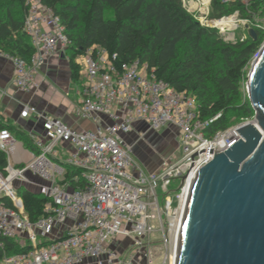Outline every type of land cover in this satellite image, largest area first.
<instances>
[{
	"label": "built area",
	"instance_id": "1",
	"mask_svg": "<svg viewBox=\"0 0 264 264\" xmlns=\"http://www.w3.org/2000/svg\"><path fill=\"white\" fill-rule=\"evenodd\" d=\"M230 1L234 0H224ZM239 1L247 6L250 0ZM24 4L27 15L23 32L34 53L29 64L3 53L0 57H6L13 66V86L31 92L37 87L34 77L39 68L57 46L65 53L69 42L59 19L42 0H24ZM244 22L249 23L235 17L236 28ZM213 23L205 26L221 35L230 31L216 25L217 21ZM115 59L100 47L86 50L77 59L80 101L73 114L78 120L91 122L93 129H71L61 120L24 105L20 118H35L42 132L30 134L37 152L20 167L9 159V149L17 145V140L7 130L0 132V151L7 157L6 175L0 174V237L30 248L25 253L4 256L0 264H130L111 248L113 240L130 239L135 246H142L143 240L155 235L160 236L165 249L161 264L170 262L172 252L176 255L196 173L213 159L216 149H228L240 139L237 131L253 123L245 120L207 136L212 121L200 119L192 96L157 80L137 60L117 67ZM5 95L0 90V101ZM139 123L145 125L146 132L176 130L179 154L175 162L162 159L158 171L148 173L134 160L133 145L124 138ZM144 135L139 133L135 143ZM60 145L68 148L63 160ZM67 168L79 172L72 179L76 185L83 180L74 189L68 181L59 183ZM28 174L41 183L32 182ZM178 179V193L172 199L169 187ZM26 185L36 186L37 193L47 199L43 215L35 222L25 215L17 194V189ZM158 188L166 195L162 205ZM3 199H8L12 207ZM141 264L154 261L147 256Z\"/></svg>",
	"mask_w": 264,
	"mask_h": 264
},
{
	"label": "trees",
	"instance_id": "2",
	"mask_svg": "<svg viewBox=\"0 0 264 264\" xmlns=\"http://www.w3.org/2000/svg\"><path fill=\"white\" fill-rule=\"evenodd\" d=\"M56 16L69 44L65 51L71 80L78 82L76 60L86 50L100 47L115 55V66L135 60L147 66L149 73L176 92L195 99L201 120L212 121L206 130L211 136L245 120L254 119V111L241 83L245 69L264 42V29L253 24L264 18V0H211L209 18L219 20L235 12L248 19L257 33L256 40L239 37L226 43L215 28L201 25L184 7L182 0H42ZM27 15L24 0H0V53L19 57L27 64L34 53L23 32ZM245 31V30H244ZM245 33V32H244ZM7 130L32 152H37L24 133L0 117V132ZM7 157L0 151V174L6 175ZM79 172L70 168L59 183L70 182ZM23 211L31 222L43 215L47 199L23 187L17 189ZM8 207L11 202L2 200ZM0 263L4 256L25 253L30 248L1 238Z\"/></svg>",
	"mask_w": 264,
	"mask_h": 264
},
{
	"label": "water",
	"instance_id": "3",
	"mask_svg": "<svg viewBox=\"0 0 264 264\" xmlns=\"http://www.w3.org/2000/svg\"><path fill=\"white\" fill-rule=\"evenodd\" d=\"M247 37L257 33L242 23ZM253 123L195 175L176 264H264V43L246 83Z\"/></svg>",
	"mask_w": 264,
	"mask_h": 264
},
{
	"label": "crops",
	"instance_id": "4",
	"mask_svg": "<svg viewBox=\"0 0 264 264\" xmlns=\"http://www.w3.org/2000/svg\"><path fill=\"white\" fill-rule=\"evenodd\" d=\"M77 62V60H76ZM37 87L31 92H23L13 86V66L6 57H0V90L5 91L6 95L0 101V117L10 126L18 129L21 133L29 138L30 134L40 135L42 132L40 122L33 117L21 119L20 112L24 105L34 107L37 111L44 113L48 117L61 120L65 125L74 130H91L94 125L89 121L78 120L74 114V108L80 101V83L71 80V72L68 65V59L60 46L52 56L39 68L34 77ZM165 129L159 132L163 136L157 135L155 132H146V127L143 124H136L134 130L129 135L125 136V141L129 145H133L132 156L134 160L148 173L158 171L162 159L178 156V145L176 137V150L171 153L167 145L157 144L162 140ZM175 130V129H174ZM139 133H144L143 139L137 143ZM30 140V139H29ZM135 143V144H134ZM147 143V144H146ZM150 145L148 148L146 145ZM67 146L60 145V159H65V150ZM152 151V153H151ZM34 153L25 145L17 141V145L9 149L10 163L16 167L23 166L31 159V154ZM159 155L156 156V154ZM171 154V155H170ZM170 155V156H169ZM28 178L34 183H41L36 177L28 174ZM33 193H37V187L34 185H26L23 187ZM125 240V238H116L111 243V248L117 243ZM113 249V248H112ZM118 249V247H117ZM114 250V249H113Z\"/></svg>",
	"mask_w": 264,
	"mask_h": 264
},
{
	"label": "rangeland",
	"instance_id": "5",
	"mask_svg": "<svg viewBox=\"0 0 264 264\" xmlns=\"http://www.w3.org/2000/svg\"><path fill=\"white\" fill-rule=\"evenodd\" d=\"M211 2V1H210ZM184 7L186 8V10L193 15V17L202 25H213L214 21L219 22V20H213L209 18V13H210V3L207 7H204L201 3L200 0H185L184 1ZM235 16L236 19L240 20V21H245L248 19H243L240 18L238 16V14L233 13L229 16H225L222 18H229V17ZM221 18V19H222ZM253 20V21H252ZM249 21V20H248ZM251 21L253 22V24L256 27H262L264 29V18H259V17H254L253 19H251ZM249 24H251V22L249 21ZM244 29L242 28V26H238L236 29L234 30H230L229 32H227L226 34H223V40L226 43H235L237 41V38L239 37H247L246 32L244 33ZM264 43V42H263ZM252 62L250 63V65L245 69V76L244 79L241 83L242 86V90L244 92V95L247 96V92H246V83H247V77L250 71V67H251ZM167 133V136L162 137V140L157 141V144H160V141L162 144L167 145L168 150L170 149L171 153L176 150V143H175V136L177 134L176 130L171 129V130H167L164 134ZM157 135L159 136H163L160 133H157ZM177 142V140H176ZM147 144V143H146ZM152 145V144H150ZM150 145H146L148 148H150ZM152 153V151H151ZM156 154V153H154ZM171 155V154H170ZM169 155V156H170ZM156 156L159 157L158 154H156ZM178 157V156H177ZM177 157H175L174 154H172L171 157H167V159L169 161L175 162L177 160ZM180 180H173L171 182V185L169 187V196L173 199L174 196L178 193V189L180 186ZM157 194H158V198H159V203L160 205L163 204L164 199L166 198L161 189L158 188L157 189ZM121 243H117L115 247H112L114 249V251L116 253H118L120 255V257L122 258V260L130 263V264H141L142 262H144L146 260L147 256H150L151 259L154 261V264H161L162 262V257L164 254V246L162 245V241L159 235H155L150 239H145L143 240L141 243L143 244L142 246H135L134 242L130 239H125L123 241H120ZM118 247V249H117ZM165 264H170L169 260L165 263Z\"/></svg>",
	"mask_w": 264,
	"mask_h": 264
},
{
	"label": "bare ground",
	"instance_id": "6",
	"mask_svg": "<svg viewBox=\"0 0 264 264\" xmlns=\"http://www.w3.org/2000/svg\"><path fill=\"white\" fill-rule=\"evenodd\" d=\"M200 1H201L202 5L204 7H207L211 0H200ZM234 22H235V17H229V18L223 19L222 21H219V22H217L215 24L218 25L221 28L226 27V28H228L230 30H233V29H236V25L234 24ZM189 193H190V191H189ZM176 257H177V251H176V255L173 254V252H172L170 264H176V262H177V258Z\"/></svg>",
	"mask_w": 264,
	"mask_h": 264
}]
</instances>
